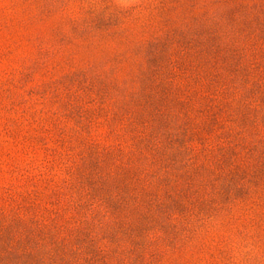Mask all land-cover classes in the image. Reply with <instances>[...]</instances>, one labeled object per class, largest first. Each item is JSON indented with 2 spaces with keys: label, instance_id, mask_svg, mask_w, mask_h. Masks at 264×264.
Instances as JSON below:
<instances>
[{
  "label": "rangeland",
  "instance_id": "374dc122",
  "mask_svg": "<svg viewBox=\"0 0 264 264\" xmlns=\"http://www.w3.org/2000/svg\"><path fill=\"white\" fill-rule=\"evenodd\" d=\"M0 264H264V0H0Z\"/></svg>",
  "mask_w": 264,
  "mask_h": 264
}]
</instances>
